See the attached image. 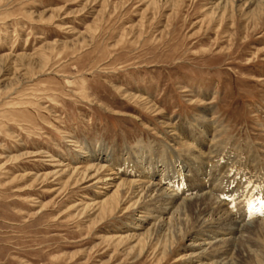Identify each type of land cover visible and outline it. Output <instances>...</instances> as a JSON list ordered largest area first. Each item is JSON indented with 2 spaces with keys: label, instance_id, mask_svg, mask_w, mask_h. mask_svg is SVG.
Returning a JSON list of instances; mask_svg holds the SVG:
<instances>
[{
  "label": "rangeland",
  "instance_id": "1",
  "mask_svg": "<svg viewBox=\"0 0 264 264\" xmlns=\"http://www.w3.org/2000/svg\"><path fill=\"white\" fill-rule=\"evenodd\" d=\"M236 1L0 0V264H264V0Z\"/></svg>",
  "mask_w": 264,
  "mask_h": 264
},
{
  "label": "bare ground",
  "instance_id": "2",
  "mask_svg": "<svg viewBox=\"0 0 264 264\" xmlns=\"http://www.w3.org/2000/svg\"><path fill=\"white\" fill-rule=\"evenodd\" d=\"M225 2H224V4H225V6H227V5H230V3L231 4H233V2H235L236 0H224ZM239 1V0H238ZM246 1V0H245ZM252 1V0H251ZM237 2V1H236ZM247 2V1H246ZM227 3V4H226ZM222 4V3H221ZM223 4V5H224ZM235 4V3H234ZM233 4V5H234ZM225 6H224V8H225ZM220 9H223V8H220ZM226 9V8H225ZM95 167V166H94ZM94 167H90V168H94ZM90 168H88V169H90ZM101 169H103V168H101ZM95 170V172H99L98 170H96V168L94 169ZM100 170V169H99ZM88 171V170H87ZM91 171V170H90ZM93 171V170H92ZM87 173V172H86ZM87 178V177H86ZM132 185H134L133 184V182H121L118 186H116L117 188L115 189V192L117 193L115 196H122V193L120 192L121 190L123 191V192H126V191H128L129 189H131V187H132ZM135 186V185H134ZM113 196V195H112ZM158 197V196H157ZM210 197V196H209ZM207 198V197H206ZM211 198V197H210ZM109 199V198H108ZM208 199V198H207ZM212 199V198H211ZM210 199V200H211ZM157 200V199H156ZM164 200V199H163ZM192 200V199H191ZM121 201H123V200H121ZM207 201V200H206ZM205 198H204V196H200V197H196L195 198V203H194V206L197 208V212H195V211H193L194 212V216H193V218H195V219H198L199 220V222H200V224L202 223V218H204L203 216H205V215H207V210L206 209H203L202 207L205 205ZM209 201V200H208ZM207 201V202H208ZM212 201V200H211ZM217 201V200H216ZM105 202V201H104ZM108 202V201H107ZM206 202V203H207ZM112 203V202H111ZM186 204H187V202H185ZM192 203V202H191ZM108 204H109V202H108ZM190 204V203H189ZM218 204V203H217ZM115 205V204H114ZM119 205V204H118ZM211 205V204H210ZM212 206V205H211ZM214 206V205H213ZM212 206V207H213ZM113 207V206H112ZM182 207H183V209H184V207H186L185 205H183L182 204ZM190 207V206H189ZM206 206H204V208H205ZM218 207H221L220 205H218ZM109 208H111V206L109 207ZM206 208H208V207H206ZM112 209V208H111ZM188 209V208H187ZM210 209V208H209ZM178 210V209H177ZM212 210V209H211ZM210 210V211H211ZM216 210V209H215ZM185 211H186V209H185ZM179 212V211H178ZM212 212V211H211ZM175 213V212H174ZM190 213H192V212H190ZM189 213V214H190ZM176 214V213H175ZM221 214V213H220ZM177 215H178V213H177ZM188 215V214H187ZM192 215V214H191ZM221 216H224V215H221ZM181 217V216H180ZM187 217V216H186ZM210 217V216H209ZM189 218V217H188ZM215 218V217H214ZM214 218H213V220H211L212 221V224H213V221H216V220H214ZM228 218V217H227ZM188 222V221H187ZM218 222V221H217ZM204 223H208V222H204ZM210 223V222H209ZM216 223V222H215ZM219 223H220V221H219ZM180 224V223H179ZM212 224H211V226H212ZM175 225V224H174ZM195 225V224H194ZM214 225V224H213ZM192 226V225H191ZM186 227H188V226H186ZM204 227V226H203ZM215 227H216V225H215ZM245 226H241V228H244ZM249 227V226H248ZM194 228V227H193ZM196 228V227H195ZM200 228V227H199ZM239 228V227H238ZM189 229V228H188ZM249 229V228H248ZM233 231H234V233H239V230L238 229H232ZM242 230V229H241ZM188 231V230H187ZM231 231V230H230ZM187 234V233H186ZM142 236V235H141ZM140 236V237H141ZM149 238H152V235H148V234H145V235H143L142 237H141V239H140V241L142 240V241H145V240H148ZM174 238V237H173ZM196 243V242H195ZM200 244V243H199ZM202 244V243H201ZM197 246V245H196ZM228 251V250H227ZM227 255V254H226ZM225 254H223L222 255V257H225L226 256ZM211 264H229V262H228V260L227 259H225V260H222V263H217V262H212Z\"/></svg>",
  "mask_w": 264,
  "mask_h": 264
}]
</instances>
